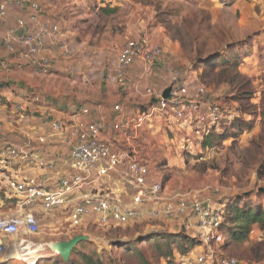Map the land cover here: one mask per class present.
Masks as SVG:
<instances>
[{"label":"rangeland","instance_id":"rangeland-1","mask_svg":"<svg viewBox=\"0 0 264 264\" xmlns=\"http://www.w3.org/2000/svg\"><path fill=\"white\" fill-rule=\"evenodd\" d=\"M81 1L86 3L90 15L78 26L74 46H88L84 54L91 67L110 69L106 72L110 76L120 46L143 35L162 49L164 64H153L140 81L138 93L143 99L137 104L129 100V112L142 110L152 102L146 95L147 89L159 94L169 88L171 72L175 70L191 94L198 88L204 90L203 113L213 104L220 105L228 111L231 121L237 119L251 125L250 130H243L235 139L232 134L223 133L230 121L218 126L214 133H223L224 139H214L206 149L192 130L177 126L173 120L169 128L159 117L144 126L139 131L142 153L154 177L164 186V195L170 199L182 196L209 201L215 207L223 205L226 211L228 206L224 204L245 199L246 203L264 209L261 194L264 191V0ZM63 3L53 10L57 13L63 10ZM101 4L106 12L100 8ZM109 5L116 6L109 8ZM235 65L238 67L234 68ZM54 74L52 71L49 75ZM53 76L48 83V95L63 87L59 76ZM103 78L89 77V100H93L91 96L98 92ZM1 191L9 196L4 189ZM13 208L14 200L5 198L0 204V215L11 214ZM65 218L63 210L43 213L36 235L7 238V249L0 255L6 260L1 264H28L14 260L11 255L20 250L22 243L30 246L59 243L77 235L88 237V241L74 248L75 254L72 251L67 263L52 257L58 258L57 262L41 259L35 264H80L79 254L94 256L103 264H140L139 256L149 264H195L193 260L204 250L196 242L193 219L186 224L144 220L107 229L89 224L71 231ZM223 232L226 234L223 245L212 247L218 258L231 257L237 264H264V231L255 227L254 233L241 243L230 241L225 228ZM179 234L195 239L184 254L179 250ZM165 240L172 242L169 260L159 256L155 249L156 243ZM159 246L166 251L162 243Z\"/></svg>","mask_w":264,"mask_h":264},{"label":"built area","instance_id":"built-area-1","mask_svg":"<svg viewBox=\"0 0 264 264\" xmlns=\"http://www.w3.org/2000/svg\"><path fill=\"white\" fill-rule=\"evenodd\" d=\"M65 0H49L53 5ZM26 8L32 21L41 13L39 0H13ZM10 0L0 1V19L6 17ZM264 15V5L262 9ZM24 19H18L15 28L6 30L2 39L5 50L12 49L15 42L22 53L18 62L0 60V69L11 65L22 69L27 63L39 75H49L55 69V61L38 57L46 48V37L54 39V47L63 56L72 55L71 49L59 41L61 29L58 24H44L34 32H19L25 27ZM163 52L146 38L127 41L119 50L111 82L124 86L130 67L139 62L143 72L148 73L153 64H164ZM168 99L162 93L149 89L146 95L151 101L145 110L128 112L122 103L115 104L112 120H87L89 109L76 107L68 119L53 117V110L44 113L45 125L50 135L68 139L70 154L68 172L50 177L26 176L25 168L32 164L28 151L11 144L0 147V181L5 184L8 197L14 200L11 214L0 217V255L7 249L10 237L33 236L39 232L41 218L38 213L66 211V222L71 231L86 225L101 229L130 226L156 219L188 223L194 220L203 253L193 261L196 264H237L231 257H217L212 247L223 245L226 235L222 230L224 207H215L209 201L186 199L182 196L168 198L164 186L154 176L147 157L142 153L139 131L156 118H162L166 127L171 120L183 129L192 130L198 142L217 128L229 122L230 114L220 105H211L202 111L204 90L198 88L193 94L177 71L171 72ZM39 99L36 98L35 102ZM2 100L0 97V106ZM21 110V119H26ZM40 138L39 142L44 143ZM254 233V230L250 232ZM5 261V260H4ZM3 261L0 258V264Z\"/></svg>","mask_w":264,"mask_h":264},{"label":"crops","instance_id":"crops-1","mask_svg":"<svg viewBox=\"0 0 264 264\" xmlns=\"http://www.w3.org/2000/svg\"><path fill=\"white\" fill-rule=\"evenodd\" d=\"M10 1L12 3L7 8L6 17L0 19V60H6L12 64L18 62L20 58L22 49L15 42H12L11 50H5L2 47V39L6 30L15 28L18 19L25 20V27L19 31L23 33L34 32L44 24H58L61 29L60 35H58L59 41L69 46L72 51L71 56H63V53L54 47V39L46 37V48L39 53L38 57L55 61L53 73L55 72L54 76H59L63 85L62 88L54 89L51 95H48L47 91L49 90L48 83L52 81L53 75H39L27 63L22 69L13 65L7 70L0 69V97L2 100L0 106V147L11 144L25 149L33 161L25 168V175L50 177L55 181L57 174L68 172L69 138L50 135L45 125L44 113L48 109H52L53 117L68 119L76 107H86L89 109L87 120H112L115 117L112 111L115 104L122 103L129 112L127 105L129 100L132 104H137L136 102L143 99L138 93V89L140 81L147 76V73L143 72V66L137 62L129 68L126 84L117 86L111 82L112 73L110 76L106 73L110 72V69L89 65V58L84 54L87 52L88 46L84 44H81L80 47L74 46L78 26H82L81 22L88 20L90 15L85 2L65 0L64 6L61 7L63 10H59L57 13L53 7L60 4L53 5L49 0H39L41 13L36 16L35 21H32L26 8L17 6L13 0ZM100 6V8H105L104 4ZM113 6L116 5H109V8H113ZM104 11L106 12V9ZM107 12L111 13L112 11ZM141 38L148 39L146 35ZM131 40L133 39L126 40L120 48ZM149 42L151 41L149 40ZM74 49L80 54L77 55ZM95 75L105 78L100 81L97 87L98 92L91 96L93 100H89V77ZM36 98L39 99L38 102H35ZM203 105L206 103L203 104L202 101ZM21 110L25 111L26 119H21ZM40 138L45 139L44 143L39 142ZM2 189L6 191L5 184L0 181V204H3L5 198H8L6 193L1 191ZM42 214L39 212L38 217L41 218ZM25 244L27 245V243H22V245ZM1 260L6 259L1 258Z\"/></svg>","mask_w":264,"mask_h":264},{"label":"trees","instance_id":"trees-1","mask_svg":"<svg viewBox=\"0 0 264 264\" xmlns=\"http://www.w3.org/2000/svg\"><path fill=\"white\" fill-rule=\"evenodd\" d=\"M237 67V65L234 66V68ZM145 108L143 110H145ZM229 123L230 124L228 126H225L223 133L232 134L233 139L237 138V136L240 135L243 130H250L251 128V125L249 123H242L240 121H237V119H233L232 121L230 120ZM216 130L217 129L215 127H211L208 131V134L203 137L201 143V147L203 149L211 147L213 142H215L214 139H224L225 135H223V133L221 135H215L214 132H216ZM261 194L264 197V191H262ZM242 203L243 206H241ZM224 205H226V207L228 206V208L227 211L224 208L225 214L222 230L224 228L226 229V233L230 241L235 243L246 241L250 235V232L255 229V227L260 231H264V209L260 205H251V203H246L245 199H240V201H237V203H233L232 201H230ZM177 238L178 246H180L179 250L182 254L186 253V250H188L189 247L192 246V244L190 245V243H192L191 240H195H190L189 237L184 234H179ZM196 242H200L198 234L196 237ZM161 243L166 248L165 252H163L161 250V247L159 246ZM171 243L172 242L169 240L156 243L155 249L158 255L169 260L172 257V249L170 248ZM73 254H75V251H73ZM78 257L80 264H103L100 260L94 258V256L79 254ZM57 260L58 258L45 259V261L53 262H57ZM139 260L140 264H149L141 256H139Z\"/></svg>","mask_w":264,"mask_h":264},{"label":"water","instance_id":"water-1","mask_svg":"<svg viewBox=\"0 0 264 264\" xmlns=\"http://www.w3.org/2000/svg\"><path fill=\"white\" fill-rule=\"evenodd\" d=\"M170 90L171 89L169 87L163 92L162 98L164 100L168 99ZM86 241H88V237L83 235H77L67 241H63L59 243L50 242V243L32 244L31 252L38 255L52 253L51 257L49 258L59 257L64 263H67L74 248L78 244ZM41 259H47V258H39V260Z\"/></svg>","mask_w":264,"mask_h":264},{"label":"bare ground","instance_id":"bare-ground-1","mask_svg":"<svg viewBox=\"0 0 264 264\" xmlns=\"http://www.w3.org/2000/svg\"><path fill=\"white\" fill-rule=\"evenodd\" d=\"M31 247L29 244H25L20 246V252L16 251L14 252L12 257L14 260L17 261H24L27 262L28 264H35L37 261H39V258H48L51 257L52 253L49 254H43V255H38L35 253L31 252Z\"/></svg>","mask_w":264,"mask_h":264}]
</instances>
